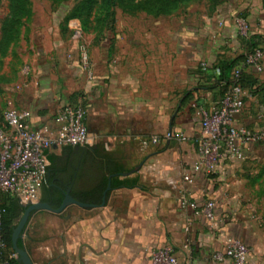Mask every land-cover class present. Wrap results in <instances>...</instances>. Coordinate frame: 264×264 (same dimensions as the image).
Masks as SVG:
<instances>
[{
	"label": "crops",
	"instance_id": "crops-1",
	"mask_svg": "<svg viewBox=\"0 0 264 264\" xmlns=\"http://www.w3.org/2000/svg\"><path fill=\"white\" fill-rule=\"evenodd\" d=\"M237 1L236 7L229 1L216 7L194 2L157 18L115 12L113 31L79 42L57 34L55 25H32L19 54L22 70L0 90V117L18 108L29 113L33 128H54L57 109L80 106L91 138L86 148L51 149L40 200H51L58 185L75 194L91 187L88 155L121 172L103 174L110 186L122 184L108 192L103 207L69 206L61 216L34 213L21 239L34 264H151L152 254L163 249L179 264H232L215 259L232 242L248 248V264H264V216L256 208L264 194L255 192L262 183L257 178L264 147L247 146L242 160L190 174L201 125L184 100L207 85L208 75L198 69L241 54L238 37H259L264 51V2ZM73 27L79 24L69 21L67 33ZM80 45L87 51L85 70ZM245 72L264 83V58L259 71ZM193 97L206 109L221 102L205 91ZM247 99L246 108L264 111L259 99ZM259 117L243 112L235 124L255 129ZM186 175L190 183L183 181ZM182 197L198 206L214 202V219L182 208Z\"/></svg>",
	"mask_w": 264,
	"mask_h": 264
},
{
	"label": "built area",
	"instance_id": "built-area-1",
	"mask_svg": "<svg viewBox=\"0 0 264 264\" xmlns=\"http://www.w3.org/2000/svg\"><path fill=\"white\" fill-rule=\"evenodd\" d=\"M81 38L80 27H73L72 40L79 42ZM263 58L264 51L258 48L247 56L244 66L259 71ZM79 61L85 70L88 62L85 46H79ZM240 71V68L234 71L233 85L218 106L206 111L191 105L200 121L201 137L196 148L197 160L192 164L190 174H197L204 168L210 173L213 163L242 160L247 146L264 147V111L259 117L261 125L255 129L235 124L248 97L236 84ZM85 117L84 108L67 105L57 109L54 128H33L27 111L18 108L4 111L0 117V193L15 198L22 207L38 203L47 177L51 149L86 148L91 145ZM165 139H170V135H166ZM181 140L185 141V138L181 137ZM152 142L155 144L158 139L154 138ZM183 181L190 183V175L184 176ZM181 206L199 210V214L208 221L214 219V202L198 206L182 197ZM248 255L245 245L232 242L227 245L225 254L217 255L215 259L221 261L226 257L232 264H248ZM15 258V254L10 257L11 260ZM151 264L179 263L170 249H163L152 254Z\"/></svg>",
	"mask_w": 264,
	"mask_h": 264
},
{
	"label": "trees",
	"instance_id": "trees-1",
	"mask_svg": "<svg viewBox=\"0 0 264 264\" xmlns=\"http://www.w3.org/2000/svg\"><path fill=\"white\" fill-rule=\"evenodd\" d=\"M199 0H145V2H139L134 6L125 7L122 11L124 13L135 15L137 13H144L152 17L169 16L175 12L180 6L187 5L190 3L197 2ZM211 3L212 7L222 5L226 0H207ZM9 4V19L5 21L1 26L0 36V50L3 52L2 55L6 54V49L10 46L15 45L19 38L18 26L24 19L26 22L32 16L31 9L29 7L28 0H7ZM96 4L95 0H84L81 7L73 14L72 18H78L82 10L90 11L92 6ZM100 9L105 14H110L113 17L112 24L109 26L108 31H113L115 24V8L117 6V0H99ZM240 19L245 20V17L240 16ZM240 44L243 47V52L235 58H221L220 62L210 68H199L198 74L208 75L207 85L200 86L198 89L188 92L185 97V102L190 105L195 104L197 107H201L204 110H209L203 107L200 99L194 100L193 94L198 91H205L214 93L220 101L223 100L227 94L231 85H233V73L237 68H240L238 78H236V84L241 88L242 91L246 92L247 95L256 97L260 100L264 106V83H260L256 78L245 72L246 67L244 66L247 60V56L253 53L259 46L260 38L257 36L238 37ZM218 72L215 76L214 74ZM193 110V109H192ZM88 165L91 169L93 180L92 186L84 189L82 193L75 194L70 193V196L83 204L93 205L99 207L102 203L103 192L105 191L108 181L103 177V174L108 175H120L119 170H115L109 164H103L97 160V157L93 159L92 155H88ZM264 177V166L257 178L262 179ZM121 183L111 182V189H116L121 186ZM54 188V187H53ZM64 189L58 185L57 189H53L50 192V199L48 203L53 209L59 208L64 197ZM264 194V190L262 191ZM109 193L106 195V199ZM41 201V200H40ZM24 208L18 203V201L7 195L0 193V264H19L10 257L14 255L11 244V236L15 229L19 218L21 217ZM18 248H23L22 240H18Z\"/></svg>",
	"mask_w": 264,
	"mask_h": 264
},
{
	"label": "rangeland",
	"instance_id": "rangeland-1",
	"mask_svg": "<svg viewBox=\"0 0 264 264\" xmlns=\"http://www.w3.org/2000/svg\"><path fill=\"white\" fill-rule=\"evenodd\" d=\"M83 1L84 0H28L29 7L32 12L31 18L27 22L23 19L21 24L18 26L20 35L15 45L8 47L6 49V54L4 55H2L3 52L0 50V90L4 88L5 85L15 80L17 78V74L22 70V63L19 54L28 44V38L32 36L31 27L33 24L45 22L51 27L55 25L57 27V34L59 31L62 36L70 38L72 36V32L70 31V33H67L66 25L69 21H73L79 24V27L82 31V38H85L87 35H94L96 37H103L107 35L109 32L108 28L112 24L113 17L110 14L107 15L102 12L99 5H97L99 0H95L96 4L92 6L90 11L82 10L79 12L80 16L78 18H72L73 14L78 10V8L81 7ZM228 1L229 5L233 7L240 6L238 5L237 0H235V2L226 0L227 4ZM261 1L264 2V0ZM139 2H145V0H117V6L114 10L118 13L125 9V7L134 6ZM197 3L199 5L211 6V3H209L207 0H199ZM239 10H241L240 12L242 13H245L246 11V9H243V7H240ZM8 19L9 4L7 0H0V28L2 24ZM247 102L248 99L245 101L243 112H246L249 114V116H252L257 120V117L263 112L262 108L254 107L253 110H250L249 108H246ZM260 125L261 122L259 126ZM261 166L263 167L264 164H261ZM261 181L262 183L260 185V189L255 191L258 194L264 190V177L261 179ZM259 198L260 200L256 205V208L258 213L264 216V201H262L260 196Z\"/></svg>",
	"mask_w": 264,
	"mask_h": 264
},
{
	"label": "water",
	"instance_id": "water-1",
	"mask_svg": "<svg viewBox=\"0 0 264 264\" xmlns=\"http://www.w3.org/2000/svg\"><path fill=\"white\" fill-rule=\"evenodd\" d=\"M110 190H111V186H110V183H108L105 191L103 192L102 203L99 207H103L105 205L106 195L108 192H110ZM69 206H76V207L81 208V209L98 208L97 206L83 204V203H80V202L74 200L70 196L69 190H66L64 192V197H63V200L61 202V205L57 209H53L48 203L43 202V201H39L36 204H31V205H28L26 207H23L24 211H23L21 217L19 218L17 225H16L15 229L13 230V233L11 236L12 250H13L14 254L16 255L17 262L19 264H34L32 262V260L30 259L28 252L24 248H18V246H17L18 240L22 239L24 236V232L26 230V227L28 225V222H29L31 216L36 212H48V213H51L54 215H58V216L60 215L61 216L64 213L65 209Z\"/></svg>",
	"mask_w": 264,
	"mask_h": 264
}]
</instances>
